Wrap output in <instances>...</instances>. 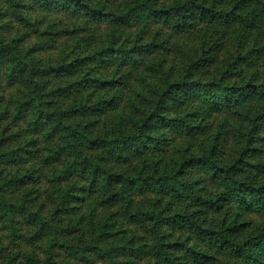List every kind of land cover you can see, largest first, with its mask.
Returning a JSON list of instances; mask_svg holds the SVG:
<instances>
[{
    "label": "trees",
    "instance_id": "16d2710c",
    "mask_svg": "<svg viewBox=\"0 0 264 264\" xmlns=\"http://www.w3.org/2000/svg\"><path fill=\"white\" fill-rule=\"evenodd\" d=\"M44 169L49 218L17 194ZM0 231L84 263L264 264V0H0Z\"/></svg>",
    "mask_w": 264,
    "mask_h": 264
},
{
    "label": "rangeland",
    "instance_id": "374dc122",
    "mask_svg": "<svg viewBox=\"0 0 264 264\" xmlns=\"http://www.w3.org/2000/svg\"><path fill=\"white\" fill-rule=\"evenodd\" d=\"M57 20L59 19L56 17H51V18L48 17L47 22L50 23L51 21H57ZM163 34L167 35L168 32L163 31ZM229 51H230V54H234V52H236V48L232 44H229ZM176 62H178V59L176 60ZM216 120L215 122L217 124L220 121V118H217ZM50 170L49 169L43 170L42 174L44 178H41L42 182L28 184L17 192L19 196H23L22 200L24 199L33 200L34 201V205H33L34 211H40V213L43 214L44 217H48V218L55 215L54 206L51 205V203L48 200V193L49 194L51 193L52 186L50 185V183L46 181L50 179ZM5 175L6 174H4V176ZM156 201H159V197L153 194H142V195L136 196L137 204L139 203L141 205H145L146 207L153 205ZM83 205L81 206L82 212H84L85 209H87L86 207H84L83 209ZM112 214H114V211L113 212L103 211L101 210V208H98L97 213H96L97 218H98L97 220L98 222L102 224L106 220V217H109V215L111 216ZM254 219H255V222L256 221L259 222L257 218H254ZM64 221L66 220L63 219V221L59 223L60 228H64L63 226L66 225V222L64 223ZM86 222L90 224L88 217H86ZM119 222L121 224L123 220L121 219V221ZM120 224H118L119 226L116 227V230L120 227ZM124 229H125L124 236H122V238H120L121 236L115 235L113 238H110L107 241V244L118 246V244H120L119 241H121L122 242L121 244L123 245L125 241L130 240L131 230H133V227L129 225L128 223H125ZM23 232L25 234L24 236L25 238L26 236L35 235L36 232L38 233V231L35 230V228H32L31 226L26 227L25 225L23 226ZM80 234H81L80 231L73 232V233L71 232V235H68L66 237L67 239L70 238L73 243H77L78 238L80 237ZM175 235L178 237L176 233ZM46 238L47 239H45V241L41 240L37 243H33L32 241H29L28 239L27 240L22 239L20 242H18V247H14L12 242L8 240V238H4V233L0 231V241H3L5 244H11V246L7 247L9 249L8 254H12L18 251L21 252L23 257L24 255L34 254L39 260L38 264H52V263H55V264H110L109 262L105 260L96 259V258L93 259L91 263H84L80 261L79 258H76V257L70 258L66 253L60 250L53 251V253L50 256L48 251H46L48 249L47 244H49L50 242H47L48 237ZM91 239H92V235L90 233V230L87 229L86 234H84L82 237V241L80 242V245L81 246L89 245V243L87 242H90ZM23 257L20 258L23 264H30L29 261L24 259ZM120 262H123L124 264L126 263L124 260H121V259H120ZM135 263L136 264H155V262L152 260H149L147 262H143V261L137 262L136 260Z\"/></svg>",
    "mask_w": 264,
    "mask_h": 264
}]
</instances>
